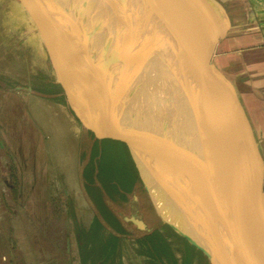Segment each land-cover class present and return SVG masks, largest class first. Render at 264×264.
Wrapping results in <instances>:
<instances>
[{
  "label": "water",
  "instance_id": "1",
  "mask_svg": "<svg viewBox=\"0 0 264 264\" xmlns=\"http://www.w3.org/2000/svg\"><path fill=\"white\" fill-rule=\"evenodd\" d=\"M46 1L78 55L84 94L118 129L108 136L125 143L163 222L210 264H264V159L234 85L212 62L230 25L224 6L218 0ZM121 10L129 12L128 22ZM152 18L167 36L157 37L173 45L171 58L187 63L180 86L193 124L187 113L177 123L171 119L157 72H118V58L127 59L128 51L137 70L131 38L152 43ZM137 202L134 195L132 213L123 218L151 232ZM237 210L245 211L246 224Z\"/></svg>",
  "mask_w": 264,
  "mask_h": 264
},
{
  "label": "rangeland",
  "instance_id": "2",
  "mask_svg": "<svg viewBox=\"0 0 264 264\" xmlns=\"http://www.w3.org/2000/svg\"><path fill=\"white\" fill-rule=\"evenodd\" d=\"M28 2L37 8L40 19L35 20L28 12L24 13L22 4L17 0H0V47L1 43H5V48H9L7 57L11 83L33 88L21 95L26 98L27 105L25 127H21L20 131L25 134L22 144L26 151L23 162L28 167L27 179H30L33 168L42 170V198L39 194L36 198L30 196V190L27 189L25 200L28 202L26 210L33 212L36 208L39 219L37 228L39 222L43 229V264H50V260L54 262L51 245L58 242H52V239L59 241V250H65L69 241L75 257L77 251L89 247L90 253L87 256H90L91 262L98 260L101 247L105 244L106 264H114V259L116 264H186V261L188 264H210L202 251L187 240L193 246L189 250L186 241L166 227L140 180H136L129 187L118 181L122 178H119V174L126 171L128 166L120 160L119 144L125 147L124 142L118 137L108 136L110 133L116 134L118 129L103 108L84 94L77 74L78 55L63 34L48 2ZM3 35L5 41L1 42ZM154 39H157V45L149 44L151 56L158 57L159 51V55H165L160 50L163 40H159L157 36ZM165 41L170 58L166 63L167 73H170L168 64L174 63V72L180 82L187 63L184 58L173 60V45ZM157 57L155 59L158 63L160 59ZM149 62L150 60L147 64ZM137 64L140 66V63ZM178 72L180 76L177 75ZM178 82L168 81V84L170 87L173 85L176 95L186 102L177 87ZM235 90L240 99V94L236 88ZM18 100L21 101L22 98L11 96L12 106ZM244 110L247 114L246 108ZM230 126L233 127L231 124ZM251 126L257 148L264 159V139L260 140V137L264 138L262 126L252 123ZM109 141H117L118 144ZM105 159L111 161L114 175L119 179H103L101 166ZM21 179H24V175ZM88 184L92 188L91 196L87 192ZM134 195L138 200V213L152 228L153 233L138 229L132 222L124 220L123 216L132 213ZM105 204L106 208L108 204L109 210L118 216L125 232H119L109 222L104 221L100 215V205ZM28 216L30 215L27 213V220ZM96 217L102 223L99 230H96V224L94 226ZM5 219L8 216L2 212L0 232L6 237L5 234L12 226L16 228L15 233L18 228L24 227L22 219L15 225L14 221L9 223ZM51 230L58 231L60 236L51 238ZM150 233L153 235H148ZM64 234L69 237L66 238ZM157 246L169 253L156 249ZM39 253L40 249H37L38 256ZM29 256L31 257L30 254ZM62 257L63 261L67 260L65 254ZM26 262L30 264L29 259Z\"/></svg>",
  "mask_w": 264,
  "mask_h": 264
},
{
  "label": "crops",
  "instance_id": "3",
  "mask_svg": "<svg viewBox=\"0 0 264 264\" xmlns=\"http://www.w3.org/2000/svg\"><path fill=\"white\" fill-rule=\"evenodd\" d=\"M218 1L226 9L230 25L225 38L221 39L216 46L212 62L237 89L251 123L261 125V131L264 133V0ZM17 2L22 4L24 13L28 12L35 20L40 19L37 8L33 7L28 0H17ZM4 41L3 35L1 42ZM5 46H7L5 43H1L0 190L2 191L0 192V214L2 212L5 216L7 214L8 219L5 220L9 223L14 221V225L21 222V219L24 220V227L18 228L15 233L16 228L12 226L5 234L7 237L0 232V264H28L27 259L30 264H43L41 259L43 229L39 222L37 228L39 219L36 216V208L33 212L26 210L28 202L25 200L28 195H26L27 189L30 190V196L33 195L36 198L39 194L42 198V170L33 168L30 179H27L28 167L23 162L26 151L22 144L25 134H21L20 131L21 127H25L27 105L26 98L21 95L22 92L27 93V91L22 89L24 85L11 83V71L7 57L9 48ZM11 96L22 98V100L16 101L12 106ZM263 139L260 137L261 141ZM22 174L24 179H21ZM27 213L30 215L29 220L26 219ZM51 231V238L60 236L58 231ZM63 236L69 237L67 234ZM52 240V242H58V245L56 243L51 245L54 262L50 260V264H106L104 257L107 251L106 246L101 247L102 251H100L98 260L91 262L90 256H87L90 253L89 247L87 249L83 247L77 251L79 255L76 253L77 257H75L69 241L65 250H59V241ZM37 249H40L39 256L36 254ZM63 254L66 255V261L62 259ZM57 258L61 260H56ZM114 264H116V259H114Z\"/></svg>",
  "mask_w": 264,
  "mask_h": 264
},
{
  "label": "bare ground",
  "instance_id": "4",
  "mask_svg": "<svg viewBox=\"0 0 264 264\" xmlns=\"http://www.w3.org/2000/svg\"><path fill=\"white\" fill-rule=\"evenodd\" d=\"M118 11H120V10H118ZM121 11H122L121 15H122V17L126 18V21H127V16H129V18H131L130 15H129V12H125L124 10H121ZM117 13L119 14V12H117ZM150 23L151 24L147 25V29L149 31L148 33H150V35H148L149 36L148 38H149V40H151L153 45L154 44L157 45V39L153 40V38L156 37V36H160V35L162 37H166V36L164 34V30H163L162 26L160 24H158L154 18H152ZM150 28H151V31H150ZM131 39H132L133 48L136 49V52H137L136 59H137V62L140 63V66L135 62L136 68H137V70H135V65L134 64H130V59L128 57L131 58V56H130L131 53L128 51L127 59H123L122 57L118 58L119 59L118 67L120 69L118 72H149V74H151L150 72H157L158 80L160 82L159 86L162 87L164 92L167 89L168 93H169V98H168V101H167V108L170 109L171 119L175 123H177V121H179L181 115H183L184 113L185 114L187 113L189 122L191 124H193V122H192V119H193L192 110H189V108L187 107V103L184 102V100H182V98L180 96L176 95L175 91L172 89V87H174V86L172 85V87H170L169 84H168V81L170 83L171 82L175 83V81L178 82V79L176 77V72H174V63L173 64L170 63V65L168 64V67L170 68V70H169L170 73H169V76L165 77L166 76L165 72H167V67H166V61L164 62L163 59H164V56H167L168 52H169L167 47H166V43L167 42L165 41V39L162 38L163 42L161 44V49H160L161 52L163 54H165V55H162V54L159 55V53H160V51H159V53L157 52L158 53V57L156 56L157 58L160 59V62H158V63H160V65L157 63V61L155 59L156 57L154 55L151 56V54H152V51H150L151 47L149 48V45L144 44L142 39L140 37H138V35L133 36ZM130 46L131 45H129L127 48H129ZM141 46H142V48H141ZM159 48H160V46H159ZM149 56H151L150 59L146 60ZM144 59L146 60V62H145ZM149 60H150V62H149V64H147ZM168 61H170V60H168ZM144 65H145V67H144ZM187 73L188 72L185 71L184 74H183V77ZM177 75L180 76V72H178ZM177 87L180 90V92H182V89H181V86H180V82L177 83ZM176 92H177V90H176ZM179 97H180V99H179ZM184 97H185V94H184ZM191 99H193V96H191ZM245 182H246L245 180H241V184L242 185L245 184ZM245 216H246V213H245L244 210H237L236 218H237L238 221H240L243 224H246V217Z\"/></svg>",
  "mask_w": 264,
  "mask_h": 264
},
{
  "label": "trees",
  "instance_id": "5",
  "mask_svg": "<svg viewBox=\"0 0 264 264\" xmlns=\"http://www.w3.org/2000/svg\"><path fill=\"white\" fill-rule=\"evenodd\" d=\"M110 142H113V141H109ZM113 143H117L116 142H113ZM118 144V143H117ZM125 144V143H124ZM121 145V153H120V160L123 161V163H127L126 165L127 166V170H123L119 175V178L122 177V178H117L116 175H114V171H113V167H112V164H111V161L109 159H105L104 160V164L101 166V174H102V177L104 180L106 181H115L117 179H119L118 181L122 184V183H125L127 187L131 186L136 180H140V177L138 175V172H137V169L134 165V162L129 154V151L125 145V147H123V144H119ZM125 171V172H124ZM141 181V180H140ZM91 182V181H90ZM87 188V192L89 194V196H91V193H92V188L90 186V184H88V186L86 187ZM107 207L106 208V204L105 205H100V215L103 217L104 221L105 222H109L116 230H118L119 232H125L124 231V227H123V224H121L122 222L120 221V219L118 218V216L115 214V212L113 213L112 210L110 211L109 209V206L107 204ZM96 224V230H99L100 227H101V221L98 217H96L95 221H94V226ZM166 227L172 231L176 236L184 239L186 241V243L188 244L187 245V248L189 249L190 247H193L191 246L188 242H187V239H185L184 237L180 236L179 234H177L170 226H168L167 224H165ZM153 233V231H152ZM152 233L148 234V235H153ZM107 245V244H106ZM162 245H165V244H162ZM105 246V244H104ZM108 246V245H107ZM158 250H163L162 249H159V247L157 246ZM190 250V249H189ZM164 252H166L165 250H163ZM167 254L169 253L166 252ZM171 254V252H170ZM175 259V258H174ZM186 264H188V261H186Z\"/></svg>",
  "mask_w": 264,
  "mask_h": 264
}]
</instances>
